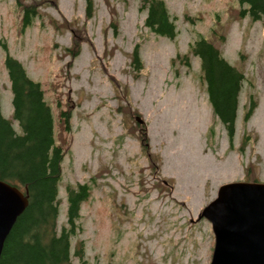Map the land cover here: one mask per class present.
Wrapping results in <instances>:
<instances>
[{
  "label": "rangeland",
  "instance_id": "rangeland-1",
  "mask_svg": "<svg viewBox=\"0 0 264 264\" xmlns=\"http://www.w3.org/2000/svg\"><path fill=\"white\" fill-rule=\"evenodd\" d=\"M141 2L93 0L87 19L85 0H34L39 14L20 30L16 0H0L1 110L20 133L3 43L41 83L65 151L58 229L67 186H92L71 238L72 264H210L214 235L200 212L225 183H264L262 21L240 17L237 0H164L177 29L168 39L143 25ZM201 36L244 75L231 147L189 50ZM60 110L70 112L69 132Z\"/></svg>",
  "mask_w": 264,
  "mask_h": 264
},
{
  "label": "trees",
  "instance_id": "trees-1",
  "mask_svg": "<svg viewBox=\"0 0 264 264\" xmlns=\"http://www.w3.org/2000/svg\"><path fill=\"white\" fill-rule=\"evenodd\" d=\"M237 2L245 6L238 12L240 17L247 15L264 25V0ZM16 5L20 11V30L26 29L38 16V5L34 0L28 3L16 0ZM139 9L146 12L143 25L151 33L168 39L176 37V25L164 0H142ZM92 10L93 0H85L87 19ZM1 45L12 93V118L21 132L3 115L0 102V180L24 191L28 205L4 242L0 264H72L71 238L78 228L80 206L90 198L92 186L90 183L67 186L66 222L58 229V192L65 151L56 142L54 115L41 83L33 80L21 62L8 54L5 44ZM73 46L68 51L75 57L79 51L75 39ZM189 50L200 61L212 116L224 126L231 147L244 75L202 36L190 44ZM130 65L136 72L143 67L138 45L132 49ZM252 110L253 105H248L245 117ZM58 120L61 130L69 132L70 112L60 110ZM81 253V249H75V256L80 258Z\"/></svg>",
  "mask_w": 264,
  "mask_h": 264
},
{
  "label": "water",
  "instance_id": "water-1",
  "mask_svg": "<svg viewBox=\"0 0 264 264\" xmlns=\"http://www.w3.org/2000/svg\"><path fill=\"white\" fill-rule=\"evenodd\" d=\"M138 122H141L136 117ZM28 205L18 186L0 180V257L16 219ZM212 228L210 264H264V183L229 182L200 212Z\"/></svg>",
  "mask_w": 264,
  "mask_h": 264
}]
</instances>
